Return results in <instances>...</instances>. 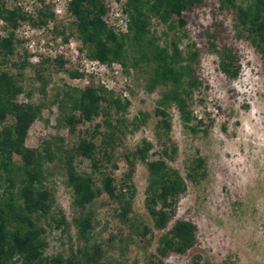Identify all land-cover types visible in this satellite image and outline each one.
Masks as SVG:
<instances>
[{
	"label": "trees",
	"instance_id": "16d2710c",
	"mask_svg": "<svg viewBox=\"0 0 264 264\" xmlns=\"http://www.w3.org/2000/svg\"><path fill=\"white\" fill-rule=\"evenodd\" d=\"M202 2L124 0L128 31L116 34L103 20L107 11L104 0H69L61 18L47 5L26 13L0 0V19L12 29L0 36V264H110L115 258L109 250L119 257L125 256L131 244L146 250L153 245L156 233L154 250L146 255V264H163L168 256H183L195 247L197 226L178 218L177 208L187 189L186 181L200 184L207 177V165L198 150L185 162V177L170 165L178 152L170 138L169 110L175 107L183 127L192 132L203 125L204 118L196 119L188 103L198 84L195 69L199 54L196 49L184 53L175 32L160 41L151 24L156 19L169 30L183 27L192 9ZM217 2L220 8L233 11L237 34L260 54L264 67V0ZM20 22L35 28L48 27L52 22V35L73 38L87 57L102 64L121 63L126 74L127 65L148 67L147 92L164 88L155 109L161 119L155 126V138L162 147L159 155L150 158L152 144L147 138L133 147L125 143L127 133L146 122L147 113L140 112L128 120L125 114L130 101L99 82L83 86L55 83L54 72L65 71L71 79L84 74L66 69L68 61L62 56L51 59L40 55L32 62L15 34ZM218 53L220 71L235 79L239 66L231 50L224 48ZM53 105V147L47 141L40 149L28 147L25 142L30 127L38 119L48 123L44 113L50 114ZM86 123L92 125L90 131L78 129ZM59 130H65V135ZM202 131L206 133L207 129ZM56 158L71 190L72 205L79 211L74 220L82 247L70 248L68 254L46 253L49 220L57 226L65 223L64 212L45 184L47 163ZM120 161L124 167L117 176ZM138 163L147 171L143 207L150 225L133 208V177ZM101 195L107 199L103 204L113 205L111 216L117 225L109 238L98 241L92 238V232L95 205Z\"/></svg>",
	"mask_w": 264,
	"mask_h": 264
},
{
	"label": "rangeland",
	"instance_id": "374dc122",
	"mask_svg": "<svg viewBox=\"0 0 264 264\" xmlns=\"http://www.w3.org/2000/svg\"><path fill=\"white\" fill-rule=\"evenodd\" d=\"M2 1L23 10L32 6L30 0ZM30 26L37 32L32 34L30 30L36 44L72 42L77 44L82 55H86L73 38L65 39L62 34L52 35V24L48 23V27L42 28ZM151 29L153 34L161 38L160 41L168 39L175 32L184 53L193 49L198 51L199 61L195 69L198 84L188 103L196 119L204 118L203 125L199 126V131L192 132L183 127L177 109L170 108V138L177 145L178 153L176 159L169 163L185 177V162L193 158L198 150L207 165V177L200 184L186 181L187 189L177 208L178 218L196 224L197 243L183 256H168L163 264H264V67L261 56L245 37L237 34L233 11L220 8L217 0H203L195 6L183 27L169 30L154 19ZM5 32L4 29V35ZM15 34L23 41L22 45L30 54L31 61L35 62L34 53L27 46L28 39L22 37L20 32ZM66 48H69L68 45ZM224 48L231 50L235 65L239 66L235 79H229L219 69L218 51ZM105 66L109 78L111 76L115 82L113 88L107 89L130 101L125 117L130 120L140 112L148 114L144 124L133 133H127L126 145L133 147L141 138H147L152 144L150 158L157 157L162 147L155 138V126L161 119L155 109L164 88L159 86L153 92H147L148 67L145 65H127V74L119 62ZM65 68L80 72V66L71 61L67 62ZM114 70H117L119 80L113 76ZM83 74L82 78L71 79L65 71H59L54 72L53 80L57 84L72 86H83L92 81L101 84L98 77ZM19 99L21 101L23 97ZM50 109V114L44 113L48 123L38 119L30 127L25 142L28 147L40 149L45 141L53 147L56 106ZM193 124L196 122L193 121ZM204 128L207 129L206 133L202 131ZM78 129L90 131L92 125L80 124ZM58 133L65 135L66 132L59 130ZM123 167L124 162L120 161L117 176ZM47 169L45 184L54 193L56 206L64 212L65 223L57 226L49 220V226L46 225V253L68 254L70 248L82 247L74 220L79 211L72 205L71 190L65 183L64 170L58 159L47 163ZM146 179V167L138 163L133 177L136 187L133 208L150 225L143 207ZM105 201L106 197L101 195L95 205L97 215L92 238L98 241L109 238L117 225L111 216L113 205L103 204ZM157 235L153 245L146 250L140 245L131 244L124 257L109 250L108 254L115 258L110 264H146V255L154 250Z\"/></svg>",
	"mask_w": 264,
	"mask_h": 264
},
{
	"label": "built area",
	"instance_id": "2783aa9c",
	"mask_svg": "<svg viewBox=\"0 0 264 264\" xmlns=\"http://www.w3.org/2000/svg\"><path fill=\"white\" fill-rule=\"evenodd\" d=\"M69 0H30V3H32L29 9L23 10L24 12H31L34 8H40L44 5H47L50 9V11L56 16V17H64L66 14V6ZM105 6L107 8L106 14L103 17L104 22L116 33V34H123L128 31V23L129 19L126 14V12L123 9V3L124 0H104ZM49 24H52V22H49ZM0 26L2 28L0 29V36L4 35V29L6 30L5 33L8 31H11L12 29L7 26V24L0 19ZM51 27V26H50ZM33 31L31 26L26 22H20V25L15 29V33L20 32L21 36L24 37L27 41V46L32 50L33 54V60L37 61L39 59V56L42 55L47 58H55L56 56H62L63 59H66L67 61H71V63L78 64L80 68L78 69L80 72L86 73L88 75H93L95 77H98L101 81V84L105 88H113V84L115 82L112 80V77L108 76L106 73V64H102L99 61L95 59H91L87 57L86 55H82L79 50L77 49V44L69 42L62 43L61 41H55V42H47L46 44H36L35 38L31 37L32 34H37V32H31ZM66 45L71 50H68L69 48H66ZM113 76L119 80V74L117 70L113 71ZM104 77L106 78V81L104 80ZM110 79V80H108Z\"/></svg>",
	"mask_w": 264,
	"mask_h": 264
}]
</instances>
